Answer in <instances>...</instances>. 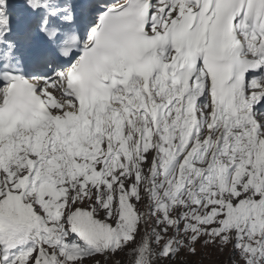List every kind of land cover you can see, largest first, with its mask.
Listing matches in <instances>:
<instances>
[{
  "label": "snow or ice",
  "instance_id": "6c2138e0",
  "mask_svg": "<svg viewBox=\"0 0 264 264\" xmlns=\"http://www.w3.org/2000/svg\"><path fill=\"white\" fill-rule=\"evenodd\" d=\"M264 264V0H0V264Z\"/></svg>",
  "mask_w": 264,
  "mask_h": 264
},
{
  "label": "rangeland",
  "instance_id": "374dc122",
  "mask_svg": "<svg viewBox=\"0 0 264 264\" xmlns=\"http://www.w3.org/2000/svg\"><path fill=\"white\" fill-rule=\"evenodd\" d=\"M198 251L202 252L204 259L201 261L200 256L196 259L200 261V264H227V252L221 254L216 250V246H210L208 248H203L197 245Z\"/></svg>",
  "mask_w": 264,
  "mask_h": 264
}]
</instances>
